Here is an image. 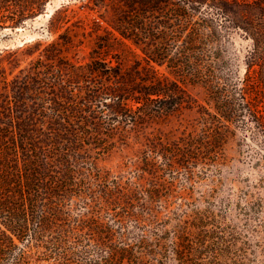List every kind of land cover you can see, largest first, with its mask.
<instances>
[{
  "label": "trees",
  "instance_id": "obj_1",
  "mask_svg": "<svg viewBox=\"0 0 264 264\" xmlns=\"http://www.w3.org/2000/svg\"><path fill=\"white\" fill-rule=\"evenodd\" d=\"M46 1L0 0V11L15 5L23 18ZM103 1L111 30L85 62L68 57L81 43L62 35L0 51V264L264 255V0ZM233 32L250 40L241 78L223 68ZM239 131L260 169L243 237L210 208L161 197L169 183L143 181L149 170L161 178L157 159L172 176L217 168ZM116 149L135 152L142 181L101 171Z\"/></svg>",
  "mask_w": 264,
  "mask_h": 264
},
{
  "label": "rangeland",
  "instance_id": "obj_2",
  "mask_svg": "<svg viewBox=\"0 0 264 264\" xmlns=\"http://www.w3.org/2000/svg\"><path fill=\"white\" fill-rule=\"evenodd\" d=\"M17 9L13 5L0 11V24L5 26L0 28V51L15 49L25 42H50L62 35L65 39L71 38L81 43L79 51L68 55L71 60L80 63L87 61L95 35H104L110 31L108 23L114 19L113 7L103 0H47L38 12L23 18L18 15ZM15 23L16 27L11 28ZM249 49L250 40L238 32L231 33L221 43L225 61L223 68L229 77H243ZM114 57L110 54L107 59L114 63ZM133 60L134 57H129L125 63L130 65ZM22 63V66L26 64ZM134 153L116 149L105 156L98 167L101 171H111L120 176L122 181H142L138 179L139 172L135 165L137 158ZM250 155L251 150L239 131L227 146L225 157L217 168L204 170L198 166L194 167L190 177L181 172L172 176L157 159L161 169L158 175L161 178L155 179L152 176L157 171L149 170L151 174H145L143 181L172 183L168 187L173 190L163 188L161 197L167 196L175 201H195L201 209L210 208L227 231L235 230L243 237L248 215L243 212V208L246 207L248 194L256 196L260 193L256 186L260 169ZM258 255L261 254H257V257L249 255L250 260H244L243 264H264V255Z\"/></svg>",
  "mask_w": 264,
  "mask_h": 264
}]
</instances>
